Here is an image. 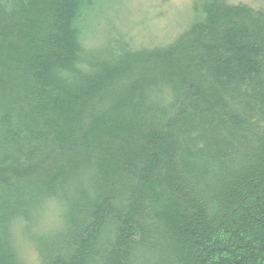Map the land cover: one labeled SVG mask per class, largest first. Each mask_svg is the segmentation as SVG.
<instances>
[{
	"label": "trees",
	"instance_id": "trees-1",
	"mask_svg": "<svg viewBox=\"0 0 264 264\" xmlns=\"http://www.w3.org/2000/svg\"><path fill=\"white\" fill-rule=\"evenodd\" d=\"M100 1L0 0V264H264V10L89 46Z\"/></svg>",
	"mask_w": 264,
	"mask_h": 264
},
{
	"label": "rangeland",
	"instance_id": "rangeland-1",
	"mask_svg": "<svg viewBox=\"0 0 264 264\" xmlns=\"http://www.w3.org/2000/svg\"><path fill=\"white\" fill-rule=\"evenodd\" d=\"M204 0H101L83 22L87 44L97 46L115 31L127 36L133 47L152 48L167 45L186 30L195 19ZM228 4H244L264 10V0H227ZM198 9V11H197ZM197 11V12H196ZM40 222L29 226L32 231L53 232L60 227V212L55 204L48 205ZM38 233V234H39ZM22 257L27 264H37L33 243L17 234Z\"/></svg>",
	"mask_w": 264,
	"mask_h": 264
}]
</instances>
